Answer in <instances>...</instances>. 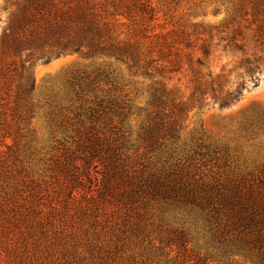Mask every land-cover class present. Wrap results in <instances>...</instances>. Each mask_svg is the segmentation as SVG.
Here are the masks:
<instances>
[{"label": "trees", "instance_id": "16d2710c", "mask_svg": "<svg viewBox=\"0 0 264 264\" xmlns=\"http://www.w3.org/2000/svg\"><path fill=\"white\" fill-rule=\"evenodd\" d=\"M110 1L108 14L87 0L6 4L10 13L0 29V137L11 136L8 120L25 124L45 112L53 132L62 134L57 164L71 185L88 180L90 199L124 209L133 218L136 235L156 226L161 236L148 243L151 263L264 264V165L255 171L231 168L225 155H219L220 146L203 135L187 144L181 134L193 108L231 106L244 95L248 78L257 85L264 55L254 49L264 53V0H257L251 12L243 10L240 20L234 19L238 27L221 37L225 50L241 55L230 73L202 72L213 45L211 30L202 24L173 36L151 34L156 28L151 23L158 20L151 0ZM115 16L138 20L142 38L151 41L120 38L110 19ZM73 53L112 59L132 76L152 80L136 138L126 125L132 99L124 92L126 84L115 80L112 62L72 71L66 89L35 100L34 65ZM184 70L192 73L188 97L167 76ZM233 72L236 80L229 79ZM14 144L5 143L9 152L0 159V169L15 156ZM8 229L0 225L1 232ZM20 237L0 236V264H79L66 256L55 259L54 245L41 251L39 236ZM125 243L118 236L96 244L95 264H123Z\"/></svg>", "mask_w": 264, "mask_h": 264}, {"label": "rangeland", "instance_id": "374dc122", "mask_svg": "<svg viewBox=\"0 0 264 264\" xmlns=\"http://www.w3.org/2000/svg\"><path fill=\"white\" fill-rule=\"evenodd\" d=\"M11 1L14 0H0V29L6 24L10 11L5 6ZM87 1L98 3L107 14L113 10L110 0ZM151 1L158 11V20L151 23L156 26L155 32L151 34L173 36L177 31L192 32L194 24H202L213 35L212 52L202 72L208 73L212 69L215 73L222 70L230 73L241 55L225 50L226 41L221 37L228 36L238 27L234 19L239 21L243 10L251 12L257 0ZM110 19L116 31L121 33L120 38L140 39L143 43L151 41L142 38L138 20L119 16ZM254 50L264 55L260 49ZM100 62H112V68L116 69L115 80L126 84L124 92L129 93L132 99L126 125L134 139L143 123L141 108L147 105V88L152 80L132 76L123 63L78 53L61 55L50 62H37L33 67L36 80L33 96L36 101L42 102L53 90L67 88L70 72L95 69ZM236 74L233 72L229 79L236 80ZM257 74V85L248 78L244 95L231 106L222 108L217 104H203L190 110L183 121L182 140L189 144L192 137L203 135L208 142L221 147L219 155H225L231 168L255 171L264 165V71ZM167 76H172L170 84L177 87L180 95L188 97L192 93L190 71ZM8 125L11 136L0 137V159L9 152L5 143L13 145L14 141L12 154L15 156L6 161L8 167L0 169V225L9 228L3 232L0 230V236L15 239L21 236V241L22 236H39L36 242L41 251L45 253L48 247L54 245L55 259L62 260L66 256V259L79 264H95L96 244L124 236L126 243L120 253L123 264H154L146 256L150 249L149 241L161 236L156 226L149 225L144 233L136 235L131 229L133 218H129L124 209L105 200L95 202L90 199L88 180L85 185H71L72 181L57 164L62 151L59 142L62 134L53 132L45 112L40 110L28 123L15 124L8 120ZM153 212L156 214L158 210ZM191 235L197 236L194 231ZM199 247L204 248L202 241Z\"/></svg>", "mask_w": 264, "mask_h": 264}]
</instances>
